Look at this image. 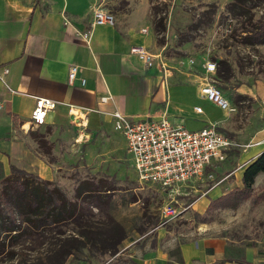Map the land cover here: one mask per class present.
<instances>
[{"label": "crops", "instance_id": "obj_1", "mask_svg": "<svg viewBox=\"0 0 264 264\" xmlns=\"http://www.w3.org/2000/svg\"><path fill=\"white\" fill-rule=\"evenodd\" d=\"M99 2L0 0V73L8 69L0 80V163L6 174L12 165L52 180L51 165L34 155L35 144L28 134L43 128L75 129V124L113 133L115 112L133 121L166 116L172 124L191 131L216 124L226 134L218 123H223L228 112L199 93L206 78L202 66L201 76L187 70L166 71L151 58L148 63L130 51L134 46L147 50L152 45L149 0L102 3L114 15V26L92 24L90 6ZM70 66L78 68L73 83L68 82ZM37 98L56 103L38 126L31 119ZM234 148L208 168L226 162ZM242 148L246 149L240 163L227 173L229 177H222L195 204L184 208L180 215L184 222L177 223V217L168 226H158L152 231L154 241H145L142 248L131 252L130 261L120 264H264V199L253 203L251 196L236 207L209 209L233 189L242 188L244 168L264 150V128ZM232 175L235 179L230 184ZM263 186L264 173H260L253 192ZM193 209L206 215L207 221L194 225L189 215Z\"/></svg>", "mask_w": 264, "mask_h": 264}, {"label": "rangeland", "instance_id": "obj_2", "mask_svg": "<svg viewBox=\"0 0 264 264\" xmlns=\"http://www.w3.org/2000/svg\"><path fill=\"white\" fill-rule=\"evenodd\" d=\"M230 1L149 0L148 30L152 45L146 51L162 70L172 72L187 70L201 76L202 64L214 62L216 71L209 75V81L221 90L234 108L218 126L243 146L235 147L223 164L210 166L204 180L182 185L183 191H166L136 180L131 157L124 149V137L115 128L113 133H100L75 124V129L31 131L28 135L35 144L34 155L50 164L54 172L50 183L43 185L41 181L44 179L37 172L26 171L35 185L51 190L57 187L69 200L75 199L76 188L84 181L96 185L105 183L112 190L108 204L102 203L105 201L103 197L99 208L84 205L82 212L90 216L80 219L78 213L69 223L47 228L43 238L24 241L18 248L17 259L9 261L4 258L0 264H19L20 260H24V264H120L124 260L130 261L129 255L134 249L142 248L145 241L148 244L154 241L152 231L161 226L162 208L171 205L180 210L176 222H184L185 219L180 217L184 208L195 204L202 192L222 177L224 180L229 177L227 173L240 163V154L246 149L242 147L264 128V44L241 43L245 18L227 13L226 5ZM255 4L253 22L261 24L264 22V2ZM246 6L251 5L246 3ZM227 67L231 75L222 81L217 74L219 71L224 73ZM38 137L45 138L47 145L40 146ZM233 179L234 175L228 178V182L232 184ZM209 209L214 211L216 207L210 204ZM189 215L194 225L207 221L206 215H200L195 209L190 210ZM108 218L117 222L126 235L114 255H111L113 240L98 242L93 238L70 255L54 253L61 248L51 243L58 242L59 238L74 236L86 241L82 232L88 235L107 230L112 232V227L102 225ZM127 244L131 249L124 248Z\"/></svg>", "mask_w": 264, "mask_h": 264}, {"label": "trees", "instance_id": "obj_3", "mask_svg": "<svg viewBox=\"0 0 264 264\" xmlns=\"http://www.w3.org/2000/svg\"><path fill=\"white\" fill-rule=\"evenodd\" d=\"M259 2L264 0H232L226 5L228 14L245 18L242 22V32L245 34L240 37L242 44H264V22L254 23L252 15L255 3ZM246 3L251 6L248 8ZM225 72L219 71L217 74L222 81L227 80L231 75L230 68L227 67ZM37 140L40 146L47 145L45 138L38 137ZM260 173H264V150L244 168L242 188L233 189L228 195L214 202L213 206L236 207L240 201L251 196L253 203L263 200L264 186L261 191L253 192L252 189L255 178ZM30 177L28 172L12 165L9 167V174H6L0 163V185H2L0 187V260L17 259L18 248L24 241L43 238L45 230L49 227L69 223L78 213L80 219L83 216H90L82 212L84 205L99 208L103 197L105 201L102 203L108 204L112 190L105 183L96 185L91 181H84L76 188L75 199L69 200L59 188L55 187L51 190L45 186L35 185ZM41 183L44 185L50 182L42 180ZM108 219L102 222V225L112 227V232L107 230L91 235L82 232V235L86 236V241L74 236L59 238L58 242L51 243L52 246L61 248L54 253L58 256L70 255L73 250L85 246L87 241L93 238L98 242L113 240L111 255H114L118 251L117 246L126 238V235L117 222ZM19 264H24V260H20Z\"/></svg>", "mask_w": 264, "mask_h": 264}, {"label": "built area", "instance_id": "obj_4", "mask_svg": "<svg viewBox=\"0 0 264 264\" xmlns=\"http://www.w3.org/2000/svg\"><path fill=\"white\" fill-rule=\"evenodd\" d=\"M106 1L108 0H100L98 4L90 6L93 25L114 26L116 21L114 15L102 6ZM145 31L142 29V32ZM130 51L149 63L147 60L150 56L142 46H134ZM202 69L206 78L199 88L201 97L221 110L233 112L234 108L224 98L221 90L209 81V75L216 71L215 63L205 61ZM77 72L76 66L69 67V83L76 80ZM7 73L8 69L3 68L0 80H3L2 77ZM84 82L85 80L81 79L80 83ZM55 105L56 103L50 99L37 98L31 115L32 122L37 126L44 124L48 110L53 109ZM195 110L201 112L200 107H196ZM112 117L115 119L114 128L125 139L126 152L131 157L136 180L141 184L155 185L166 191L178 190L189 182L204 180L207 168L213 160H224L227 150L240 146L219 131L216 124L191 131L181 125L172 124L166 116L155 120L133 121L115 112ZM208 177L211 178V175ZM180 213V210L171 205L165 206L161 210L163 219L161 225L176 219Z\"/></svg>", "mask_w": 264, "mask_h": 264}]
</instances>
